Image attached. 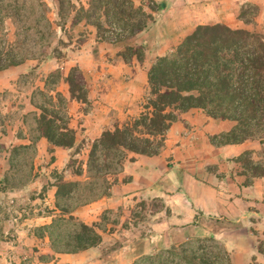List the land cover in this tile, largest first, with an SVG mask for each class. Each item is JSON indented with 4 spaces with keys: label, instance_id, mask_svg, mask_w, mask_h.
Listing matches in <instances>:
<instances>
[{
    "label": "trees",
    "instance_id": "obj_1",
    "mask_svg": "<svg viewBox=\"0 0 264 264\" xmlns=\"http://www.w3.org/2000/svg\"><path fill=\"white\" fill-rule=\"evenodd\" d=\"M50 2L54 10L44 0H0V73L26 61L37 62L14 84L19 91L27 88L29 96L0 93V138L7 128L20 122L22 129L17 138L28 142L11 146L7 162L13 167L20 156L25 158L29 153L34 156L40 139L53 148L71 149L64 170L70 172L71 178L64 171L52 173L50 186L55 188V194L51 220L34 230L35 238L44 241L53 253L42 257V262L52 260L54 255H73L102 246L103 231L99 224L79 221L73 216L74 211L110 195L111 178L120 172L129 154L158 155L166 131L181 114L199 109L209 118L232 122L228 133L213 137L216 145L241 144L264 137V33L255 29L259 8L245 3L237 16L245 28L233 29L221 23L200 25L171 52L155 58L147 71L148 94L142 112L137 118L102 132L89 145L83 169L75 155L80 153L84 142L76 145V131L70 128L66 113L68 101L86 103L82 72L76 66L68 70L57 67L37 85L38 66L48 61L57 64L66 61L65 50L72 42L69 38L67 41L58 38V32L66 36L69 28L73 31L77 23L84 22L96 29L101 40L114 44L153 27L152 13L160 10L163 3L157 6L149 3L147 13L143 4L134 6L130 0H87L86 6L79 0ZM7 23L13 28L12 42L6 38ZM148 42L126 46L119 55L126 62L133 57L142 61ZM62 85L67 87L68 98L60 91ZM8 100H13L9 105L13 110L2 113L1 107H6ZM236 162L248 180L264 177V163H254L250 153H243ZM29 170H33L32 166ZM6 185L7 180L1 179L0 194L5 192ZM138 208L143 212L145 204L139 203ZM110 213L102 214L100 222H108ZM210 240L213 241L212 237ZM132 264L214 263L206 253L198 254L181 246L146 255Z\"/></svg>",
    "mask_w": 264,
    "mask_h": 264
},
{
    "label": "crops",
    "instance_id": "obj_2",
    "mask_svg": "<svg viewBox=\"0 0 264 264\" xmlns=\"http://www.w3.org/2000/svg\"><path fill=\"white\" fill-rule=\"evenodd\" d=\"M44 1L54 7L50 0ZM130 1L134 6L146 1L154 6L163 3L160 10L152 13L153 27L132 39L111 44L101 40L93 26L80 22L72 29L82 36L81 40L73 41L65 50V65L76 66L82 72L86 89V103L72 100L66 106L69 126L76 131V145L84 142L80 153L75 155V158L82 155L79 162L83 169L86 161L83 154L87 156L89 145L99 139L102 132L121 126L142 112L148 94L147 71L155 58L171 52L197 26L221 23L233 29L245 28L237 18L245 3L259 8L256 24H262L264 29V0ZM79 2L86 6L87 0ZM144 11L150 13L146 5ZM146 40L149 42L142 61L133 57L126 62L119 55L126 46H139ZM51 63V69H56L54 65L58 64L47 62ZM27 66L34 68L37 62L26 61L14 69L20 70L19 75H22ZM60 91L68 98L65 85ZM232 127V122L209 118L199 109L181 114L166 131L158 155L129 154L120 172L111 178L110 195L73 213L79 221L92 225L105 212L129 214L139 210L138 204L143 202V214L148 220L146 234L142 235L134 227L120 229L118 225L111 236L120 232L126 240L110 255L100 257L97 247L73 255H54L46 262L36 259L33 264H131L159 248L207 235L222 239L226 251L240 252L246 261L254 255L264 256V247L259 250L257 246L264 240V177L248 180L236 162L248 152L254 163H264V137L241 144L216 145L213 137L228 133ZM20 129L22 124L16 122L0 138V144H28L17 138ZM52 148L45 139L36 144L39 157L48 159L49 173H61L66 169L71 149ZM64 173L71 178L69 171ZM48 180V209L53 210L55 188L50 186L53 183L51 177ZM157 203L160 207L154 209ZM125 217L120 214L122 222ZM40 221L45 222L40 225L43 226L50 220L45 217ZM208 225H214V230ZM46 253L53 255L50 249Z\"/></svg>",
    "mask_w": 264,
    "mask_h": 264
},
{
    "label": "rangeland",
    "instance_id": "obj_3",
    "mask_svg": "<svg viewBox=\"0 0 264 264\" xmlns=\"http://www.w3.org/2000/svg\"><path fill=\"white\" fill-rule=\"evenodd\" d=\"M142 4L146 6L150 5L148 1L144 3L142 2ZM50 7L52 10H54V7ZM67 28H69L68 23ZM69 29L66 33V36L58 32V38L62 39L63 41H67L69 38L72 43L73 41L74 43L79 42V40L82 38L79 36V33L76 31H69ZM255 29L264 33L262 24H256ZM78 36L79 38L77 39ZM6 38L9 42L13 41V28L9 23L6 24ZM56 41L57 39L54 40L55 43ZM51 66L52 63L50 65L47 64V62L43 63L42 66H38V69L35 73L37 85H40V80L45 78L48 73L53 71ZM54 67H60L64 70H68L70 65H65V61H60V63L58 62V65H54ZM27 68L28 69L26 70V73L29 72V70L33 67L31 68L27 66ZM19 73L20 70L18 71L14 68H11L7 73H0V93H3L4 91L8 92L9 95L22 93L23 96L20 94L22 98L29 96L30 92L27 91V88H22L24 90L19 91L14 85L17 78L20 76ZM9 95L7 99H10ZM8 101L9 103L6 104V107H1L2 113L13 110L9 106L12 104L13 100ZM24 101L26 103L27 99ZM29 109L30 107H27L26 111ZM13 126L7 128V132L10 131ZM10 147L11 146L5 145L3 146L4 149L0 147V180L3 178L7 180L5 192L0 194V264H33L36 259L40 261L42 257L50 256L48 253H46L49 249V246L44 241H36L34 230L40 227L41 224L45 223L40 221L41 218L47 217L48 220H51L49 217L50 210L48 209V202L50 198L47 182H49L48 179L51 177L52 173H49L50 170L48 169V166H46L48 159L46 157L41 159L39 157L40 153L37 151V149L34 156L32 153H29L25 158L20 156L18 163L13 167H10L6 159L8 156L7 152L9 151ZM81 156L82 155L77 158L78 161ZM86 157V153H84L83 158L85 160ZM30 166L33 168L32 171L29 170ZM35 168L37 170H35ZM22 184H24V186H21ZM12 186H16V188L11 189ZM159 207L160 204L157 203L154 204L153 208L155 209ZM120 214L124 217L126 216V219L123 222L122 219H120ZM107 216L108 222L103 223L100 222V220L97 222L103 231L101 232L103 244L99 249L100 257L103 255H110L111 252H108L107 254L105 253L109 249H115L114 251L116 252L122 246V241L124 242V240H126L125 237L119 235L120 232L111 236L117 230L116 226L120 225V229H127L128 227L137 228V231H139L142 235L146 234L148 230L147 217L143 214V212H141L140 209L134 210L129 214H123L119 211L112 212L107 214ZM128 223L130 225H128ZM124 225H126V228H124ZM208 227L213 229L214 225L212 227L208 225ZM211 237L213 241L210 240ZM198 240H202V242L199 243ZM181 246L184 249H193V251L198 252V254L206 253L209 261L214 264H264L263 255H254L249 257L250 261H246L242 253L226 251L225 243H223L222 239H215L210 235L204 236L202 238H189L183 242L179 241L171 247H176V249H179ZM257 246L259 247V250H262L260 247H264V240L263 243L259 242ZM169 248H159L147 255L162 252L168 250ZM34 253L36 254L34 255ZM218 255L220 256V259L216 258ZM144 256H141L138 259Z\"/></svg>",
    "mask_w": 264,
    "mask_h": 264
},
{
    "label": "built area",
    "instance_id": "obj_4",
    "mask_svg": "<svg viewBox=\"0 0 264 264\" xmlns=\"http://www.w3.org/2000/svg\"><path fill=\"white\" fill-rule=\"evenodd\" d=\"M187 135H188V133L185 134V136H187Z\"/></svg>",
    "mask_w": 264,
    "mask_h": 264
}]
</instances>
